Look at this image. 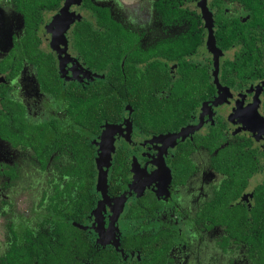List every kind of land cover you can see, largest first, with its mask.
Listing matches in <instances>:
<instances>
[{
  "label": "flooded vegetation",
  "instance_id": "flooded-vegetation-1",
  "mask_svg": "<svg viewBox=\"0 0 264 264\" xmlns=\"http://www.w3.org/2000/svg\"><path fill=\"white\" fill-rule=\"evenodd\" d=\"M95 8L118 22L115 46ZM88 31L103 32L101 49L86 39L83 50ZM21 152L39 177L69 160L47 207L56 217L22 236L11 223L0 261L64 223L126 262L145 258L136 241L148 237L150 251L163 249L155 264H193L192 250L176 256L173 225L191 207L199 232L257 264L208 204L251 221L264 183V0H0V179L17 181Z\"/></svg>",
  "mask_w": 264,
  "mask_h": 264
},
{
  "label": "trees",
  "instance_id": "trees-1",
  "mask_svg": "<svg viewBox=\"0 0 264 264\" xmlns=\"http://www.w3.org/2000/svg\"><path fill=\"white\" fill-rule=\"evenodd\" d=\"M99 24L105 21L111 25L110 40L118 39V22L115 21L106 9L95 8ZM86 39L92 42L94 48L104 41L103 32L88 31L81 39L83 50L86 49ZM254 207L252 208V220L247 218L246 210L241 212L239 206H229L230 203L216 204V210L210 213V217L217 223L227 224V231L239 240L248 243L257 264H264V183L255 187ZM163 237L160 236V239ZM134 238L127 239L133 242ZM159 239V240H160ZM136 242L144 246L145 258L140 261L126 262L121 260L117 251L111 249H95L87 240L84 232L77 226L64 223H56L50 228L41 229L38 234H29L27 244L12 248L0 264H84L90 261L92 264H155L162 258V250L157 253L150 251V238L137 237Z\"/></svg>",
  "mask_w": 264,
  "mask_h": 264
},
{
  "label": "rangeland",
  "instance_id": "rangeland-1",
  "mask_svg": "<svg viewBox=\"0 0 264 264\" xmlns=\"http://www.w3.org/2000/svg\"><path fill=\"white\" fill-rule=\"evenodd\" d=\"M62 158L61 161L64 163L69 160L68 156ZM13 163L20 169V177L17 181L11 184L12 181L7 178L0 179V258L9 247L11 223L22 236L27 229L36 230L39 228L44 219L56 217L50 209L47 210V207L51 203L50 196L54 193L53 186L55 182H58L60 166L64 164H61L59 159H54L50 164L49 171L44 176L39 177L37 165L34 164L30 153H19L18 158L13 160ZM31 163L33 165H30ZM106 178L105 174L99 176V189L104 188ZM44 191L46 192L44 201L40 202ZM66 204L65 201V203H61V206L65 208ZM180 208L182 207L180 206ZM191 209V207L189 210L182 208V211L180 209L181 213L178 212L181 214L180 218L176 217L179 223L173 224L177 225L178 229L182 226L179 231L181 234L178 239L176 256H180L179 250L184 252L192 250L193 252L189 255L195 258L193 264H245L242 262L245 256L240 252L241 247L239 245L231 244L227 250H223L219 245L220 238L218 235L212 237V232H209V237H207L208 235L205 236L204 233L197 230L191 220ZM111 227L116 226L112 224L106 232H103L104 238L112 236L114 230ZM124 228L128 231L141 229L140 225L131 224ZM219 230L222 231V229ZM100 242L102 244L107 243L104 240ZM122 254L126 257L124 251Z\"/></svg>",
  "mask_w": 264,
  "mask_h": 264
}]
</instances>
